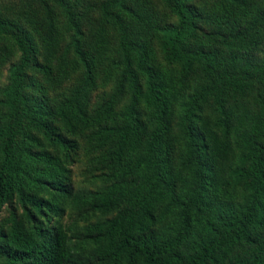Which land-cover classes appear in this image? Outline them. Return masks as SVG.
Returning <instances> with one entry per match:
<instances>
[{
    "label": "trees",
    "instance_id": "1",
    "mask_svg": "<svg viewBox=\"0 0 264 264\" xmlns=\"http://www.w3.org/2000/svg\"><path fill=\"white\" fill-rule=\"evenodd\" d=\"M54 1L70 31L59 47L81 70L65 100L69 108L60 106L58 114L73 116L80 132L94 128L111 170L108 182L89 193V206L111 216L85 228L93 247L73 245V233L59 221L67 203L61 195H73L68 155L54 153L71 152L72 145L55 131V113L26 95L35 64L30 34L0 20V36L18 54L2 100L0 211L16 199L27 220L12 216L0 232V264H264V11L256 24L242 27L235 19L249 9L247 1L223 0L221 30L197 0H160L175 18L156 28L163 62L179 67L175 78L132 39L126 0L104 1L103 23L116 33L114 56L105 65L89 58L68 5ZM249 46L253 55L245 52ZM102 70L113 75L115 91L88 112L80 96ZM191 78L192 91L182 94ZM121 95L127 104L114 114ZM238 102L246 109L237 114L231 105ZM207 106L211 113L204 112ZM173 128L183 152L177 169ZM237 188L243 199L232 203L226 198Z\"/></svg>",
    "mask_w": 264,
    "mask_h": 264
},
{
    "label": "rangeland",
    "instance_id": "2",
    "mask_svg": "<svg viewBox=\"0 0 264 264\" xmlns=\"http://www.w3.org/2000/svg\"><path fill=\"white\" fill-rule=\"evenodd\" d=\"M104 1L62 0L63 5H68L69 11L75 16L83 32L82 39L89 58L94 55L95 59L99 58L98 63L103 65L106 64V59L113 58L112 45L116 40L115 31L103 23ZM246 1V6L249 9H244V16L235 19L242 27L256 24L259 15L264 11V0ZM125 4L130 10V14L127 13L129 18L126 23L130 25L132 39L141 41L145 45L152 64L158 65L176 78L179 67L169 66L163 62L157 39L159 33L156 30L163 24L175 21V18L163 7L160 0H126ZM196 4L208 20L214 21L211 24L213 28L218 26V29L224 30L226 22L221 19L223 14L221 8H228L226 1L197 0ZM0 20L15 22L30 34L35 51V64L29 70L31 88L26 91V95L32 102L55 113L51 116L55 131L60 132L72 145L71 152L54 150V153H60L62 157L64 154L68 155L65 166H67L68 183L73 193L69 196L61 195L60 201L63 202L66 199L67 203L59 221L73 233L72 243L76 248L89 250L93 244L90 241L88 243L85 241V228L90 223L111 216V214L105 215L90 209L89 193L108 182L109 179L106 175L110 174L111 161L99 148L97 139L92 136L90 131H94V128L89 127L80 132L78 122L73 116H70V120H65L58 114L60 106L69 108L65 100L72 97L81 79V70L73 60L63 55L59 47L69 39L70 31L67 18L63 8L54 0H0ZM209 28L211 27L209 26ZM245 52L249 55L255 53L250 46ZM17 59L18 54L12 42L9 38L0 36V124L6 121L2 100L4 89L8 83L9 67ZM191 80L193 78L182 86V94L192 91L195 84ZM114 91L113 75H105L103 70L99 71L95 74V78L86 92L80 96V105L84 110L91 112L107 102ZM114 101L112 108L115 114V111L120 112L127 104V95H121L120 100ZM231 109L238 114L246 109V104L244 102L233 103ZM204 112L211 113V106L205 107ZM139 118L143 123H147V118L142 113H139ZM171 131L175 146V152H172L173 166L177 169L182 159L183 152H179L182 143L177 129L173 128ZM230 139L234 148L235 136L233 132ZM226 199L232 203L241 202L243 199L242 189L237 188L232 191L229 198ZM12 216L27 223L26 216L16 199H12L1 208L0 232L7 230ZM35 223L37 224L38 221Z\"/></svg>",
    "mask_w": 264,
    "mask_h": 264
}]
</instances>
